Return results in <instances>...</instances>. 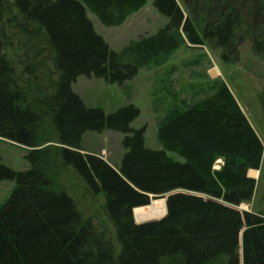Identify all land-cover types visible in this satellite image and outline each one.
<instances>
[{"label": "trees", "instance_id": "obj_1", "mask_svg": "<svg viewBox=\"0 0 264 264\" xmlns=\"http://www.w3.org/2000/svg\"><path fill=\"white\" fill-rule=\"evenodd\" d=\"M146 1L0 0V137L28 148L25 169L0 160V181L15 180L0 202V264H264V194L256 211L237 209L253 199L256 181L248 171L261 169L264 145L223 80L189 104L170 106L157 123L159 149L145 145V124L133 125L138 106L105 112L72 88L79 75L123 84L182 45L213 41L223 48L246 25L230 0L197 21L177 0H153L166 23L114 50L86 12L106 26L120 25ZM11 33L24 50L19 71L5 54ZM253 47L264 55L262 37L253 35ZM25 77L43 84L30 93L20 81ZM258 100L264 107V87ZM106 129L123 134L117 165L81 151L85 132ZM65 165L91 191L104 193L117 253L58 186ZM164 195L161 218L134 221L135 207Z\"/></svg>", "mask_w": 264, "mask_h": 264}, {"label": "rangeland", "instance_id": "obj_2", "mask_svg": "<svg viewBox=\"0 0 264 264\" xmlns=\"http://www.w3.org/2000/svg\"><path fill=\"white\" fill-rule=\"evenodd\" d=\"M177 1L184 14L186 16L190 14L196 21L206 12L211 13L212 16L216 15L225 2L224 0ZM230 3L239 6L246 25L244 24L235 33L225 47H219L213 41H205L196 46L182 45L168 57L151 61L139 68L138 73L123 84L79 75L72 84L73 90L87 106H98L105 112L127 103L138 106L140 114L133 125L140 127L145 124V145L159 149L161 146L156 138L157 123L172 107L171 105L179 103L181 106L180 99H184L189 104L209 92L210 82L223 80L264 145V107L258 100V94L264 87V55L257 53L253 47V35L264 39V0H230ZM86 12L96 32L114 50L121 49L132 38L155 32L167 21V18L153 6V0H147L144 6L128 15L120 25L106 26L89 9L86 8ZM8 35L5 54L19 71L24 50L21 49L13 33ZM182 36L185 38L183 33ZM223 54L226 55L224 59L223 56L221 58ZM20 81L30 93H35L34 89L39 84H43V80L38 77H25ZM201 89L203 91H200ZM122 135L109 129L100 133L87 131L82 137L81 151L94 153L112 165H117L124 151L121 145ZM48 144L54 145L56 142ZM27 149L24 145L0 137V160L15 170L27 168L28 163L24 157ZM168 154L176 156L170 151ZM215 164V168H219L222 159L217 158ZM254 175L256 185L253 199L237 205L240 211H256V200L264 194V159L261 169ZM56 182L72 197L77 207L93 221L97 229L113 240L117 253L115 231L105 211L104 193L91 191L82 178L66 165L60 168ZM14 185V179L0 181V202L9 197ZM164 197L151 196L150 203L143 207L150 206L155 200L160 204L159 200H164ZM159 217L138 220L133 211V218L137 223Z\"/></svg>", "mask_w": 264, "mask_h": 264}, {"label": "bare ground", "instance_id": "obj_3", "mask_svg": "<svg viewBox=\"0 0 264 264\" xmlns=\"http://www.w3.org/2000/svg\"><path fill=\"white\" fill-rule=\"evenodd\" d=\"M212 72V70H211ZM213 72H215L213 70ZM160 204H157L156 200L148 207L138 206L133 209L135 217L138 220H144L153 217L162 216L166 211L165 202L163 199L159 200Z\"/></svg>", "mask_w": 264, "mask_h": 264}, {"label": "water", "instance_id": "obj_4", "mask_svg": "<svg viewBox=\"0 0 264 264\" xmlns=\"http://www.w3.org/2000/svg\"><path fill=\"white\" fill-rule=\"evenodd\" d=\"M255 172H256V170H254V169H251L250 170V173L248 174L249 175V177H251V178H255ZM166 195H165V197H164V201H165V204H166Z\"/></svg>", "mask_w": 264, "mask_h": 264}, {"label": "crops", "instance_id": "obj_5", "mask_svg": "<svg viewBox=\"0 0 264 264\" xmlns=\"http://www.w3.org/2000/svg\"><path fill=\"white\" fill-rule=\"evenodd\" d=\"M241 107V106H240ZM242 109V108H241ZM243 110V109H242ZM244 112V111H243Z\"/></svg>", "mask_w": 264, "mask_h": 264}]
</instances>
